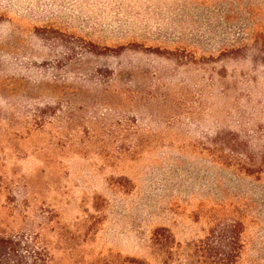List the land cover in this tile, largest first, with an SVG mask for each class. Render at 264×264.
I'll return each mask as SVG.
<instances>
[{
    "label": "rangeland",
    "instance_id": "rangeland-1",
    "mask_svg": "<svg viewBox=\"0 0 264 264\" xmlns=\"http://www.w3.org/2000/svg\"><path fill=\"white\" fill-rule=\"evenodd\" d=\"M223 228L264 264V0H0V235L212 264Z\"/></svg>",
    "mask_w": 264,
    "mask_h": 264
},
{
    "label": "trees",
    "instance_id": "trees-1",
    "mask_svg": "<svg viewBox=\"0 0 264 264\" xmlns=\"http://www.w3.org/2000/svg\"><path fill=\"white\" fill-rule=\"evenodd\" d=\"M240 250V234L235 229L223 228L217 235L210 232L201 241V258L212 264H237ZM48 261L38 234L0 235V264H48Z\"/></svg>",
    "mask_w": 264,
    "mask_h": 264
}]
</instances>
